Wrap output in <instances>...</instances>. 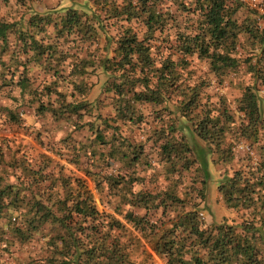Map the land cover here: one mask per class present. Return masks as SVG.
<instances>
[{
	"label": "trees",
	"instance_id": "1",
	"mask_svg": "<svg viewBox=\"0 0 264 264\" xmlns=\"http://www.w3.org/2000/svg\"><path fill=\"white\" fill-rule=\"evenodd\" d=\"M61 1L0 0V117L74 167L0 139V264H264V15ZM24 106L70 131L46 142ZM210 163L238 222L203 217Z\"/></svg>",
	"mask_w": 264,
	"mask_h": 264
},
{
	"label": "crops",
	"instance_id": "2",
	"mask_svg": "<svg viewBox=\"0 0 264 264\" xmlns=\"http://www.w3.org/2000/svg\"><path fill=\"white\" fill-rule=\"evenodd\" d=\"M68 4V2L65 1H61L60 5H66ZM49 76L48 75H43L41 73V75L38 77V79H47ZM101 82L97 83L94 85L93 87V94L92 92L90 93L89 97L91 99H93L97 94L96 92L98 91V88L100 87ZM0 101L4 104H11L12 100L10 96H6V97H1L0 96ZM21 112H23V117L25 119V124L26 126L29 128V130H33V131H40L41 132V136L43 139H45V141H50L52 143H57L58 141H61L60 139L63 138L68 131H70L71 129V123H68L66 121L60 120V121H52L49 118H42L39 115L34 116L32 114V109L27 108V107H20ZM27 118H29V122L27 120ZM24 128L23 129H17L16 126L8 124L7 122H4L3 117H0V139H4L5 142H7V140H11L14 139V141H12L13 143L11 144V146H17L20 145L22 148V145H24V148H29L31 147V149L36 153L38 151H42V152H46L47 154H49L51 157L55 158V160L60 161L61 163L65 164L67 166L68 169L72 168L74 169L73 165L69 164L66 160L65 157H58L56 156L54 153L47 151L43 146H41L35 139L32 138V136L27 132H24ZM4 142V143H5ZM30 149V148H29ZM79 174H82L81 172H78ZM148 174L145 175V177H147ZM158 181H157V185L158 186H165L166 182L164 179H162V176L157 177ZM151 179L150 181L146 182L147 185L152 183ZM91 187H93V184L91 183ZM140 187V185H139ZM138 185H135L134 189H138L139 188ZM130 227V226H129Z\"/></svg>",
	"mask_w": 264,
	"mask_h": 264
},
{
	"label": "rangeland",
	"instance_id": "3",
	"mask_svg": "<svg viewBox=\"0 0 264 264\" xmlns=\"http://www.w3.org/2000/svg\"><path fill=\"white\" fill-rule=\"evenodd\" d=\"M195 67L200 71L203 70L204 68L200 66L199 63L195 62ZM245 79H247V76H244ZM226 90L224 91L226 95L230 98L236 96L238 94V90L235 87L232 86H226ZM28 122L30 121L29 118H27ZM223 173V167L221 165H216L214 163L209 164V178L207 180V205H208V211L203 212L204 213V219L206 222L210 223L212 221H220L223 219H226L230 222H238L240 219L236 216L235 213L230 212L226 206L224 205L218 191H217V181L219 180L220 175ZM107 211H111L107 209ZM143 241V239H142ZM144 242V241H143ZM147 244L144 242V246ZM151 251V249L149 248ZM18 255L21 256H26L27 254L34 253V249L30 245H25L22 247L20 250H18ZM154 259H156V262L159 264H164L163 261L156 256L155 254H152ZM17 256V253L16 255ZM12 256V257H15ZM12 263H15V260L10 258ZM2 263V261H0Z\"/></svg>",
	"mask_w": 264,
	"mask_h": 264
},
{
	"label": "built area",
	"instance_id": "4",
	"mask_svg": "<svg viewBox=\"0 0 264 264\" xmlns=\"http://www.w3.org/2000/svg\"><path fill=\"white\" fill-rule=\"evenodd\" d=\"M247 6L264 15V0H244ZM203 215V213H201ZM204 217V215H203Z\"/></svg>",
	"mask_w": 264,
	"mask_h": 264
}]
</instances>
